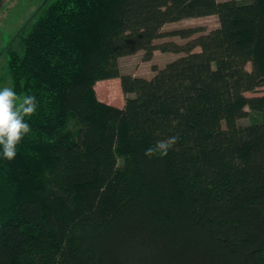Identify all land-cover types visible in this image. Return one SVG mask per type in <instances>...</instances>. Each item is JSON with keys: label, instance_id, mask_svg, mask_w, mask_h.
Instances as JSON below:
<instances>
[{"label": "trees", "instance_id": "1", "mask_svg": "<svg viewBox=\"0 0 264 264\" xmlns=\"http://www.w3.org/2000/svg\"><path fill=\"white\" fill-rule=\"evenodd\" d=\"M210 15L208 33L164 30ZM170 35L188 41L156 42ZM20 37L10 87L38 106L15 158L0 149V264H264V95H247L264 0H46ZM156 50L184 55L121 72ZM112 78L123 105L97 96Z\"/></svg>", "mask_w": 264, "mask_h": 264}, {"label": "rangeland", "instance_id": "2", "mask_svg": "<svg viewBox=\"0 0 264 264\" xmlns=\"http://www.w3.org/2000/svg\"><path fill=\"white\" fill-rule=\"evenodd\" d=\"M45 2L46 0H0V88L5 86L10 87L11 84L7 67L8 47L12 44L15 49L22 50L20 36ZM218 26V16L210 15L185 18L168 23L165 25L164 30L171 31L179 28L193 27L199 29L196 34L199 35L208 33ZM166 41H175L182 44L186 43L188 39L170 35L160 38L156 42L161 43ZM196 50H199V48ZM143 55L144 52L139 51L121 58L119 61L121 72L151 78L155 74L153 70L154 65L164 67L168 62L179 58L184 53L161 52L157 50L150 61H145ZM247 68L251 69V65L248 64ZM95 89L99 99L117 106L124 104L125 95L122 92L120 83L114 79L97 82ZM247 95H264V86L257 88L254 92H248ZM250 121V117H246L241 119L240 123L248 124ZM70 127L72 129L75 128L73 121Z\"/></svg>", "mask_w": 264, "mask_h": 264}, {"label": "clouds", "instance_id": "3", "mask_svg": "<svg viewBox=\"0 0 264 264\" xmlns=\"http://www.w3.org/2000/svg\"><path fill=\"white\" fill-rule=\"evenodd\" d=\"M34 95L19 96L13 87L0 88V149L6 160H13L17 155V145L30 133L31 127L26 118H31L37 111ZM177 136H170L156 141L154 146L145 149L144 155L151 158L167 156L177 143Z\"/></svg>", "mask_w": 264, "mask_h": 264}, {"label": "crops", "instance_id": "4", "mask_svg": "<svg viewBox=\"0 0 264 264\" xmlns=\"http://www.w3.org/2000/svg\"><path fill=\"white\" fill-rule=\"evenodd\" d=\"M156 51H157V50H156ZM156 51H155V52H156ZM155 52H154V53H155ZM124 57H125V56H124ZM121 58H123V57H121ZM121 58H120V59H121ZM135 76H139V75H135ZM113 79H114L115 81H117L118 83H120V78H112V79H108V80H113ZM106 80H107V79H106ZM101 81H102V80H101ZM98 82H100V81H98Z\"/></svg>", "mask_w": 264, "mask_h": 264}]
</instances>
